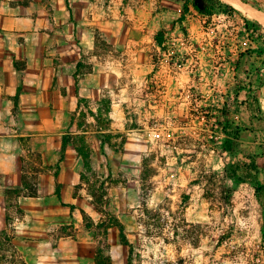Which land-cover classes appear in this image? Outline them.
Here are the masks:
<instances>
[{"label": "rangeland", "instance_id": "1", "mask_svg": "<svg viewBox=\"0 0 264 264\" xmlns=\"http://www.w3.org/2000/svg\"><path fill=\"white\" fill-rule=\"evenodd\" d=\"M239 1L264 15V0ZM220 2L209 15L195 0L99 2L116 23H146L151 57L137 93L108 92L95 123L88 122L93 95L76 97V110L56 128L78 156L75 194L100 214L95 224L76 212L69 226L91 231L99 264H110L109 254L118 261L127 255L126 264H264V31L254 26L263 25ZM96 41L98 53L109 50L101 33ZM171 48L186 68L173 66ZM111 99H121L125 118L136 120L130 124L142 136L131 146L141 155L125 150V133L106 132ZM33 154L24 164L30 173L41 170ZM25 177L34 191L36 176ZM13 199L9 194L10 218L20 215ZM10 218L0 236L2 264L19 262L8 253Z\"/></svg>", "mask_w": 264, "mask_h": 264}, {"label": "crops", "instance_id": "2", "mask_svg": "<svg viewBox=\"0 0 264 264\" xmlns=\"http://www.w3.org/2000/svg\"><path fill=\"white\" fill-rule=\"evenodd\" d=\"M99 2L0 0V236L10 221L8 196L15 194L20 215L10 218L14 237L8 253L18 264H99L91 231L69 226L76 212L83 211L95 224L100 214L75 194L78 156L56 128L62 116L76 110L80 96L95 98L88 121L95 123L98 102L108 92L137 93L151 59L146 23H116ZM99 33L109 48L103 54L97 52ZM86 63L88 70L79 72ZM107 114L106 132L125 133V150L141 155L131 144L142 135L130 124L136 120L125 118L121 99L110 100ZM33 153L41 170L30 173L24 164ZM30 174L36 176L35 193L25 185ZM117 239L112 236V245ZM109 255L110 264L127 263V255L121 261Z\"/></svg>", "mask_w": 264, "mask_h": 264}, {"label": "trees", "instance_id": "3", "mask_svg": "<svg viewBox=\"0 0 264 264\" xmlns=\"http://www.w3.org/2000/svg\"><path fill=\"white\" fill-rule=\"evenodd\" d=\"M184 2V5H187V3L190 0H182ZM194 1V0H193ZM244 3V2H243ZM194 8L197 11H200L204 14H212L217 7H220L222 4L220 0H195V3L193 4ZM232 8L227 6V10H231ZM256 29H258L260 32H263L264 29L261 25H254ZM35 193V190L33 191ZM262 238L264 239V234L262 233Z\"/></svg>", "mask_w": 264, "mask_h": 264}, {"label": "bare ground", "instance_id": "4", "mask_svg": "<svg viewBox=\"0 0 264 264\" xmlns=\"http://www.w3.org/2000/svg\"><path fill=\"white\" fill-rule=\"evenodd\" d=\"M223 1H226L227 3L233 5V7H237V8H240L242 11H245L246 13L248 12L245 8V6L239 1V0H223ZM234 7V8H235ZM239 9V10H240ZM241 11V12H242ZM245 14V13H244ZM252 19L258 21L260 24H262L264 26V18L261 17L260 15L254 13V12H248L247 13ZM262 101H263V104H264V88H263V94H262V97H261Z\"/></svg>", "mask_w": 264, "mask_h": 264}, {"label": "built area", "instance_id": "5", "mask_svg": "<svg viewBox=\"0 0 264 264\" xmlns=\"http://www.w3.org/2000/svg\"><path fill=\"white\" fill-rule=\"evenodd\" d=\"M158 46V48L160 49V48H162V47H164V44H162V45H157ZM172 46H175L176 47V45L174 44V43H172L171 44V47ZM158 49V50H159ZM171 51L173 52V54H169V57H170V60H173V66L175 67V68H177V69H180L182 66H185V68H186V64H187V60H185V59H183V60H179V59H177L176 58V56L175 55H177V54H174V53H177V51H175L174 49H172L171 48ZM174 57V58H173ZM175 60V61H174ZM158 64L160 65L161 64V61H160V59L158 60ZM197 71V70H196Z\"/></svg>", "mask_w": 264, "mask_h": 264}]
</instances>
